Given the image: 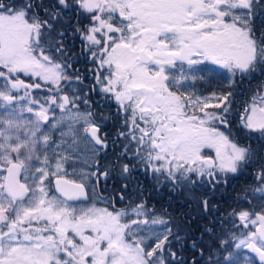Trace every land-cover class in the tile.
<instances>
[{"label": "snow or ice", "instance_id": "obj_1", "mask_svg": "<svg viewBox=\"0 0 264 264\" xmlns=\"http://www.w3.org/2000/svg\"><path fill=\"white\" fill-rule=\"evenodd\" d=\"M0 264H264V0H0Z\"/></svg>", "mask_w": 264, "mask_h": 264}, {"label": "rangeland", "instance_id": "obj_2", "mask_svg": "<svg viewBox=\"0 0 264 264\" xmlns=\"http://www.w3.org/2000/svg\"><path fill=\"white\" fill-rule=\"evenodd\" d=\"M209 84L198 85L196 90L202 92L204 95H209L211 91H204L205 89L209 88L208 87ZM247 84H250V86L252 85L251 86L252 89H250V90L248 89L249 92L248 91L247 92H248L249 95L247 93L244 94V95H240V96L237 95V97H236V101H237L236 109L237 110H241L242 107H243L244 102L246 100L250 99V94H251L252 91H254L256 89L257 82L256 81H252L251 83H248V82L244 83V85H247ZM203 88H205V89H203ZM238 91H240V90H238ZM240 106H242V107H240ZM69 171H71V169H69Z\"/></svg>", "mask_w": 264, "mask_h": 264}, {"label": "trees", "instance_id": "obj_3", "mask_svg": "<svg viewBox=\"0 0 264 264\" xmlns=\"http://www.w3.org/2000/svg\"><path fill=\"white\" fill-rule=\"evenodd\" d=\"M80 67H81V70H83V65H80ZM213 85V88H207V89H205L204 91H212V90H215V89H218L219 87H223L224 85H222V84H219L217 81H212L211 83H210V85ZM252 86V85H251ZM251 86H250V84H247V85H241V87L238 89V90H240V91H238V92H240V93H242V94H240V95H244V94H248V89L250 90V89H252L251 88ZM208 87H210V86H208ZM248 91V92H247ZM239 95V96H240ZM249 95V94H248ZM236 105H237V103H236ZM240 107H242V106H240ZM157 207H159V205H157Z\"/></svg>", "mask_w": 264, "mask_h": 264}, {"label": "flooded vegetation", "instance_id": "obj_4", "mask_svg": "<svg viewBox=\"0 0 264 264\" xmlns=\"http://www.w3.org/2000/svg\"><path fill=\"white\" fill-rule=\"evenodd\" d=\"M209 86H210L209 88H213V85L212 84L211 85L209 84ZM203 89H205V88H203Z\"/></svg>", "mask_w": 264, "mask_h": 264}]
</instances>
